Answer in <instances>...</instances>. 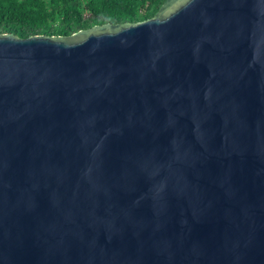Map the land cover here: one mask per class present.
<instances>
[{"label":"water","instance_id":"95a60500","mask_svg":"<svg viewBox=\"0 0 264 264\" xmlns=\"http://www.w3.org/2000/svg\"><path fill=\"white\" fill-rule=\"evenodd\" d=\"M0 264H264V0L0 34Z\"/></svg>","mask_w":264,"mask_h":264},{"label":"trees","instance_id":"16d2710c","mask_svg":"<svg viewBox=\"0 0 264 264\" xmlns=\"http://www.w3.org/2000/svg\"><path fill=\"white\" fill-rule=\"evenodd\" d=\"M164 0H0V34L65 36L150 18Z\"/></svg>","mask_w":264,"mask_h":264}]
</instances>
